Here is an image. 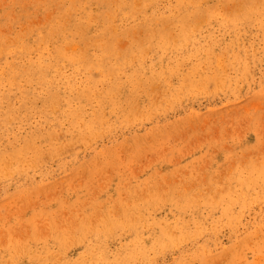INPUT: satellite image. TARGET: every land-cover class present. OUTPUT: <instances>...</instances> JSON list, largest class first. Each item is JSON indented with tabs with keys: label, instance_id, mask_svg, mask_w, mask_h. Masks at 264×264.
Returning <instances> with one entry per match:
<instances>
[{
	"label": "rangeland",
	"instance_id": "rangeland-1",
	"mask_svg": "<svg viewBox=\"0 0 264 264\" xmlns=\"http://www.w3.org/2000/svg\"><path fill=\"white\" fill-rule=\"evenodd\" d=\"M70 1L0 0L4 48L25 49L0 52V72L5 60L63 44L38 38ZM73 1L96 15L86 38L105 14L119 94L115 107L96 105L85 139L67 120L63 98L75 91L62 81L58 97L7 123L17 139L0 127V149L32 141L26 160L0 162V264H262L264 21L226 23L219 8L235 9L232 0H203L188 19L176 13L192 7L176 0ZM71 72L84 73L61 68ZM215 72L217 84L201 86ZM186 80L195 86L179 88ZM13 92L3 107L18 106ZM80 104L79 122L93 110ZM162 231L171 236L160 244Z\"/></svg>",
	"mask_w": 264,
	"mask_h": 264
},
{
	"label": "bare ground",
	"instance_id": "bare-ground-1",
	"mask_svg": "<svg viewBox=\"0 0 264 264\" xmlns=\"http://www.w3.org/2000/svg\"><path fill=\"white\" fill-rule=\"evenodd\" d=\"M203 0H176L180 7L185 5L191 6V10L186 12L185 9L179 8L176 15L180 19H188L195 15L199 2ZM235 3V9L226 10L220 6L219 11L224 12L226 23L236 22V20L264 21V0H232ZM71 0L68 7L58 8L56 18L46 27L45 33L40 35L38 42L49 40L54 34L65 36L63 44L53 45L51 53L43 56L41 53H47L48 50L38 51L40 54L33 60L31 58H22L19 63L18 58H12L10 61L5 60V72L2 69L0 72V127L3 126L2 132L11 131L15 139V130H11L8 122H16L24 115L28 114L33 109V102L40 100L42 104L50 97H58L57 84L62 81L68 88L75 91V96L64 97L66 104L65 114L69 124L74 128L78 125L77 137L85 139L86 135L96 132V121L100 120L101 113L96 110V105L99 108L106 102V99L111 107H115L113 98H117L119 94L120 82L114 71L119 69L118 63H113L112 59L115 56V49L112 38L108 35L111 27L108 21L105 20V14L98 13V18H101V28L94 32L90 38H86V31L92 21V15L95 14L85 12L80 5H76ZM227 0H223L225 4ZM219 5V2H217ZM213 9V8H212ZM80 11L77 16L76 12ZM208 16H213L215 10L208 9ZM103 14V15H101ZM175 15V14H174ZM228 19V20H227ZM231 20V21H230ZM69 22V23H68ZM96 31V30H95ZM181 35H185L184 30L180 31ZM163 37L161 33H158ZM69 36L71 39H68ZM78 37L82 46H74L73 38ZM264 44V33L262 34ZM89 46L92 52L89 53L85 48ZM66 47H68L66 50ZM264 49V46H263ZM25 50L20 48H4L2 39H0V52L3 56L20 53ZM10 53V54H9ZM66 65L80 68L84 73L82 77L76 78L73 72L62 76L61 68ZM217 72L212 76L203 77L201 86H215L214 82ZM213 78V80H212ZM139 84V83H137ZM195 86L190 80H186L185 84L179 88H188ZM15 91V92H13ZM13 92V98L18 102V106L14 103H7L3 107L2 102L8 100V94ZM128 98V97H127ZM84 102L93 110L89 114L87 120L78 121L83 115V107L80 102ZM56 101H52V105H56ZM128 103V100H127ZM3 107V108H2ZM49 131H46L48 133ZM52 135L48 139V145L51 143ZM32 144L31 139L26 138L21 140V144L13 146L11 149H0V162L7 160L24 161L26 156L24 149ZM37 154L40 153L36 147L31 148ZM35 160L37 158H34ZM260 179L264 185V169L260 171ZM264 187V186H263ZM226 210V209H225ZM171 232L162 231L158 236L157 241L160 244L165 243L170 239ZM91 252V251H89ZM258 252L264 260V245L258 247ZM121 255H115V263H120ZM264 264V261L263 263Z\"/></svg>",
	"mask_w": 264,
	"mask_h": 264
}]
</instances>
